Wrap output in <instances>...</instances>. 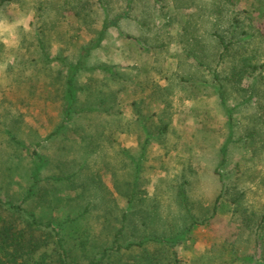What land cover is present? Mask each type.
<instances>
[{
	"label": "rangeland",
	"instance_id": "374dc122",
	"mask_svg": "<svg viewBox=\"0 0 264 264\" xmlns=\"http://www.w3.org/2000/svg\"><path fill=\"white\" fill-rule=\"evenodd\" d=\"M0 201L75 264L264 263V0H0Z\"/></svg>",
	"mask_w": 264,
	"mask_h": 264
},
{
	"label": "trees",
	"instance_id": "16d2710c",
	"mask_svg": "<svg viewBox=\"0 0 264 264\" xmlns=\"http://www.w3.org/2000/svg\"><path fill=\"white\" fill-rule=\"evenodd\" d=\"M116 24L117 18H111L106 14L97 36L89 45L82 49L76 63L69 68L64 96L65 116H70L76 102L75 79L77 72L86 68V59L91 51L102 45L106 36L107 28L116 26ZM234 27L236 28L238 25L235 26L234 24ZM245 39L246 38H244V40ZM39 41L42 43L40 38ZM218 46L220 48V59L225 52L229 50L230 46L225 43L222 37L218 38ZM96 68L104 71L107 75L118 76L115 67L103 65L97 66ZM244 69L245 67L243 66L242 71L234 72V74L240 75V79ZM218 91L224 102L223 91L221 88H219ZM23 211L24 209L20 205H4L0 201V264H75L68 261L66 249L64 248L59 233V228L51 223L43 225L32 213H28L26 219L23 220ZM192 223H197L194 216H192ZM259 224L264 226L263 219L260 220ZM260 238L263 242L264 236L262 235ZM143 244L144 241L129 242L126 244V247H132L135 245L142 246ZM151 253L152 252L148 253L146 251L145 255L151 257ZM241 258L250 262L252 261V258L249 256H242ZM236 259L238 260L240 257H236Z\"/></svg>",
	"mask_w": 264,
	"mask_h": 264
}]
</instances>
